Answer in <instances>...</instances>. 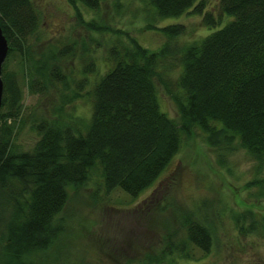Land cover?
Listing matches in <instances>:
<instances>
[{
	"label": "trees",
	"instance_id": "obj_1",
	"mask_svg": "<svg viewBox=\"0 0 264 264\" xmlns=\"http://www.w3.org/2000/svg\"><path fill=\"white\" fill-rule=\"evenodd\" d=\"M75 1L97 9L103 0ZM145 1L157 18L190 10L200 15L204 27L218 25L224 16L230 19L176 51L167 42L150 50L134 38L111 45L108 68L91 84V109L83 127L81 117L65 120L56 106L34 122L37 138L31 150L15 151L12 138L23 122L21 85L42 95L54 82H63L64 75L54 61H28L26 38L39 21L33 0H0L6 56L19 53L15 71H5L4 60L0 72V264H32L29 258L55 241L60 228L53 220L66 202L67 188L82 184L93 166L106 191L119 189L135 197L157 179L192 127L204 134L218 157L242 148L259 162L264 159V0H216L212 8L205 0ZM85 26L107 29L93 22ZM147 28L166 39L185 30L179 23ZM61 53L52 52V60ZM168 53L178 56L179 92L161 82L175 104L178 123L159 110L156 96V66ZM249 184L264 188V175ZM183 222L185 241L207 251L208 227L191 214ZM185 243L165 242L183 257L188 254Z\"/></svg>",
	"mask_w": 264,
	"mask_h": 264
},
{
	"label": "rangeland",
	"instance_id": "obj_2",
	"mask_svg": "<svg viewBox=\"0 0 264 264\" xmlns=\"http://www.w3.org/2000/svg\"><path fill=\"white\" fill-rule=\"evenodd\" d=\"M215 1L205 0L207 8ZM33 3L39 21L26 38V56L33 64L56 62L64 81L54 82L42 95L21 85L23 122L12 138L15 151L31 150L37 138L34 122L56 106L65 120L81 117L83 122L78 123L83 127L91 109V84L108 68L111 45L134 38L150 50L167 42L176 51L230 19L224 16L218 25L204 27L200 15L190 10L157 18L145 0H103L97 9L75 0ZM86 22L107 29L90 30ZM174 23L185 30L172 39L147 28ZM60 50L62 55L52 60L51 53ZM4 60L5 71H15L19 53L11 51ZM178 70V56L168 53L156 66L160 79L155 80L159 110L177 123L175 104L162 82L178 93ZM263 175L264 159L259 162L242 148L218 157L204 134L192 127L157 179L135 197L119 189L106 191L98 169L91 167L82 184L67 188L66 202L53 220L60 228L58 237L29 259L32 264H264V188L249 184ZM161 202L168 207L161 208ZM187 214L208 227L207 251L185 241ZM166 239L177 247L186 242L187 256L169 249Z\"/></svg>",
	"mask_w": 264,
	"mask_h": 264
},
{
	"label": "water",
	"instance_id": "obj_3",
	"mask_svg": "<svg viewBox=\"0 0 264 264\" xmlns=\"http://www.w3.org/2000/svg\"><path fill=\"white\" fill-rule=\"evenodd\" d=\"M7 48L8 46H7L6 38L4 37L3 33L1 32V28H0V71H1L2 63L7 54ZM1 94H2V82L0 79V103H1Z\"/></svg>",
	"mask_w": 264,
	"mask_h": 264
},
{
	"label": "bare ground",
	"instance_id": "obj_4",
	"mask_svg": "<svg viewBox=\"0 0 264 264\" xmlns=\"http://www.w3.org/2000/svg\"><path fill=\"white\" fill-rule=\"evenodd\" d=\"M1 72V71H0ZM1 79V78H0ZM2 82V81H1Z\"/></svg>",
	"mask_w": 264,
	"mask_h": 264
}]
</instances>
